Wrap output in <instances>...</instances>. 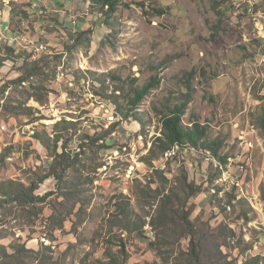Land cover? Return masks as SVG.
<instances>
[{"label":"rangeland","instance_id":"374dc122","mask_svg":"<svg viewBox=\"0 0 264 264\" xmlns=\"http://www.w3.org/2000/svg\"><path fill=\"white\" fill-rule=\"evenodd\" d=\"M0 42V88L20 75L8 45L49 57L0 90V183L48 173L34 132L62 135L71 158L62 180L38 184L41 199L0 207V264H264V0H120L112 14L89 0H0ZM148 81L104 141L85 139L108 129L95 98L117 111ZM183 103V124L206 125L223 160L190 148L145 162L160 116ZM62 119L74 124L60 131ZM151 164L167 189L184 171L200 191L158 210Z\"/></svg>","mask_w":264,"mask_h":264},{"label":"trees","instance_id":"16d2710c","mask_svg":"<svg viewBox=\"0 0 264 264\" xmlns=\"http://www.w3.org/2000/svg\"><path fill=\"white\" fill-rule=\"evenodd\" d=\"M93 2V4H97L101 9L105 8V12L112 14L115 11L117 4L120 0H89ZM79 33H83L79 32ZM1 43V42H0ZM5 47L7 44H4ZM9 53V57L7 59L11 60L13 63L17 60H21V66L19 67L20 75L10 82H7L6 85H3L0 90L4 89L8 84H21L22 82H29V79L34 75L42 74L44 71V67L49 64V57L40 56L38 58H34L33 54L29 51L21 50L16 51L10 45L6 48ZM156 84V81H148L146 84L141 86L140 88H134L132 90L133 95L130 99H128L126 105H113V109L117 110L121 114V118H128L129 111L135 108L138 103L142 100V98L148 93V91ZM30 88L36 90L38 87L35 85L29 84ZM34 100L39 103L43 102V98L41 95H36L35 93L30 95ZM21 114H32L33 108L31 106H17L14 107ZM185 103L180 105H174L170 107L167 112L162 113L160 116V135L155 137L152 146L149 149V154L143 157V160L147 163H151L153 161L152 154L154 156L155 150H158L160 155H164L165 153L171 151L173 149L174 152H183L188 151L190 148L194 150V152L201 151L204 154H208L210 156H217L219 150V142L215 140L202 141L207 137V126L201 123H198L195 120L190 122V126H185L182 122V115L184 114ZM74 123L72 121L60 120L55 123V127L61 126L62 130H68L70 126ZM114 126V125H113ZM113 126L106 127L103 133H100L97 136H86L85 139L89 141L96 142L98 140H103L104 137L112 131ZM34 138L39 141V143L46 149L48 154L52 157V162L49 167L48 173L42 174L38 176L39 178L36 181H31L28 186H24L23 184H19L16 181L10 180L9 182L0 183V207H2L5 203L11 201H20L25 204L34 202L37 199H41V197L34 195V190L37 188L39 183H42L46 178L53 174L56 176L58 180H62V171L71 165L70 154L66 150V146L62 143L59 144L62 135H58L57 132L50 137L47 133H33ZM104 144V142H102ZM191 151V150H190ZM212 154V155H211ZM175 156L169 158L172 159ZM220 160H223L222 157L217 156ZM64 163V165H62ZM153 168L154 173H157L160 177L162 188L156 186L153 189L155 196L159 198V206L158 210L167 212H175V206L178 202L177 195L178 190L188 191L189 196H194L200 191V186L191 183L187 180V174L184 171H181V179L179 181V187L171 186L167 189L165 183H168V179L164 174V169H159V167H155V165H150ZM36 175H38L35 172ZM178 204L181 205L180 202ZM185 206V204H182ZM179 205H177L178 207ZM169 207V208H168ZM124 207L120 210L122 211ZM168 208V209H167ZM157 210V211H158ZM189 214V212L187 213ZM124 216L123 220H130L127 215H125V211L121 213ZM186 223H189L188 216L186 215L184 218ZM192 247V246H191ZM20 252V251H17ZM3 254H7L5 250ZM258 259V258H256ZM257 264L258 261L255 260Z\"/></svg>","mask_w":264,"mask_h":264},{"label":"built area","instance_id":"2783aa9c","mask_svg":"<svg viewBox=\"0 0 264 264\" xmlns=\"http://www.w3.org/2000/svg\"><path fill=\"white\" fill-rule=\"evenodd\" d=\"M39 46H43V45H39ZM33 54H35V53H33ZM94 101L96 102V105H97V110H98L97 114L101 115L100 117H103L105 126L110 127L113 124H115L116 122H118L117 120L111 118V109L112 108L102 106V99L95 98ZM111 134L115 135V132L113 131Z\"/></svg>","mask_w":264,"mask_h":264},{"label":"bare ground","instance_id":"6f19581e","mask_svg":"<svg viewBox=\"0 0 264 264\" xmlns=\"http://www.w3.org/2000/svg\"><path fill=\"white\" fill-rule=\"evenodd\" d=\"M42 50H44V46H37L33 50H31V51L36 54L37 52H41ZM35 54H33V55H35ZM111 118H113V119H115L117 121L119 120V117H117V113L115 111H112L111 112Z\"/></svg>","mask_w":264,"mask_h":264}]
</instances>
